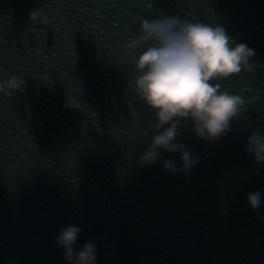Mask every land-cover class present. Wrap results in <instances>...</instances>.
Returning <instances> with one entry per match:
<instances>
[{"label":"water","instance_id":"95a60500","mask_svg":"<svg viewBox=\"0 0 264 264\" xmlns=\"http://www.w3.org/2000/svg\"><path fill=\"white\" fill-rule=\"evenodd\" d=\"M239 0H0V195L99 138L141 102L118 63L140 21L180 16L219 25ZM42 8L50 23L32 22ZM79 108L64 107L68 98Z\"/></svg>","mask_w":264,"mask_h":264},{"label":"clouds","instance_id":"9594fccd","mask_svg":"<svg viewBox=\"0 0 264 264\" xmlns=\"http://www.w3.org/2000/svg\"><path fill=\"white\" fill-rule=\"evenodd\" d=\"M29 19L42 25L50 23L39 7L29 13ZM122 52L118 63L133 66L129 73L133 91L150 110L153 121L142 132L145 139L149 132L152 135L138 156L140 167L156 163L163 150L178 154L182 162L177 167L172 160L164 159L165 171L173 175L187 173L201 158L193 156L177 140L182 128L190 122L191 132L197 139L217 142L258 98L245 97L234 93L230 86H222L221 82L232 77L264 69V64L252 59L255 50L245 43H237L222 25L176 15L144 18L138 34L123 44ZM24 84V79L17 75L0 80V95L9 97L22 90ZM64 107L76 109L79 103L69 97ZM244 150L253 156L257 165L264 164V132L252 131ZM247 203L258 213L261 193H248ZM257 219L264 217L258 215ZM81 231L80 227L67 225L53 240L63 250L65 264H96L94 241H87L79 250H74Z\"/></svg>","mask_w":264,"mask_h":264}]
</instances>
